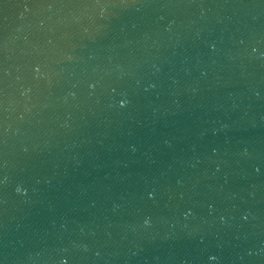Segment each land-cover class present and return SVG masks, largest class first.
<instances>
[{
	"label": "water",
	"instance_id": "obj_1",
	"mask_svg": "<svg viewBox=\"0 0 264 264\" xmlns=\"http://www.w3.org/2000/svg\"><path fill=\"white\" fill-rule=\"evenodd\" d=\"M0 264H264V0H0Z\"/></svg>",
	"mask_w": 264,
	"mask_h": 264
}]
</instances>
